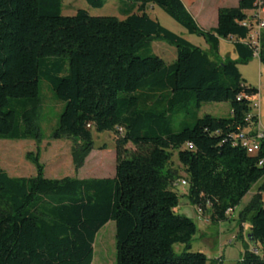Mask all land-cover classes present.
Masks as SVG:
<instances>
[{
    "label": "trees",
    "instance_id": "obj_1",
    "mask_svg": "<svg viewBox=\"0 0 264 264\" xmlns=\"http://www.w3.org/2000/svg\"><path fill=\"white\" fill-rule=\"evenodd\" d=\"M85 1L101 8L106 0ZM124 1L129 7L119 20L84 10L63 16L61 0H0V140L41 141L40 79L64 103L51 138L73 141L75 170L92 151L94 132L116 137L111 178L47 179L39 150L25 156L34 177L12 178L0 168V264H91L96 234L110 221L114 264H206L204 254L191 252L197 227L176 211L174 188L186 186L196 215L208 210L213 223L227 220L264 178V139L254 154L237 140L258 133V90L245 85L237 67L254 57L244 43L250 28L241 23L255 0L219 8L210 30L181 0ZM148 5L201 36L208 50L163 28L145 12ZM154 40L175 48L173 62L152 54ZM221 40H233L236 60L218 58ZM258 59L264 64V30ZM208 102H227L229 117H198ZM179 114L185 119L176 131ZM174 155L185 180L170 168ZM263 194L264 181L239 214L240 223H250L253 248L238 264H264ZM177 244L184 246L180 255Z\"/></svg>",
    "mask_w": 264,
    "mask_h": 264
},
{
    "label": "rangeland",
    "instance_id": "obj_2",
    "mask_svg": "<svg viewBox=\"0 0 264 264\" xmlns=\"http://www.w3.org/2000/svg\"><path fill=\"white\" fill-rule=\"evenodd\" d=\"M209 0H195L203 4ZM223 2L224 6H233V0H216ZM62 15L73 16L78 10H84L91 17H115L119 20L125 18L124 13L128 10V2L124 0H106L101 8L90 7L85 0H61ZM135 12V10H134ZM145 12L150 18L157 20L159 24L183 38L193 46L204 51L208 50L205 40L196 34H189L182 26L164 13L157 6L148 5ZM233 40H221L219 43L218 58L225 60H236L237 56L233 49ZM152 54L160 57L165 63H171L176 58L175 48L163 41L154 40L151 46ZM238 71L246 86L258 90L255 98V108L252 114L259 118V126L264 130V64H261L258 57H253L246 64H238ZM39 98L41 108L37 125L40 129L41 141L33 140H0V168L12 178L34 177L36 172L34 166L26 160L27 153H35L39 150L40 163L44 166V177L47 179H62L64 177L77 179L90 178H111L114 176L115 168V135L109 132L93 133V149L78 170H75L70 156L73 141L69 139H52L51 135L55 129L59 115L63 110L64 103L56 101L53 97L50 85L43 79L38 82ZM210 115L215 118H228L230 115L227 102L202 103L197 116ZM185 119L182 114L177 115L172 122L173 130L181 128V122ZM126 148L133 151L131 145ZM170 168L178 174V180H185L186 175L179 165L176 155L173 156ZM264 178L255 184L250 192L242 199L240 204L228 215L227 220L222 222H210L209 212L203 213V218L193 212L192 206L186 198L187 187L180 183L174 188L179 196V203L176 211L194 221L197 232L193 237L190 246L191 252H199L206 256V264H215L222 259V264H238L246 250H252V245L247 243L250 223H240L238 220L240 212L248 204L253 194ZM264 206V194L262 196ZM195 210V209H194ZM205 218V219H204ZM115 226L114 222H108L96 234L94 242V254L91 264H114L115 261ZM184 246L177 244L173 246L176 255H180Z\"/></svg>",
    "mask_w": 264,
    "mask_h": 264
},
{
    "label": "built area",
    "instance_id": "obj_3",
    "mask_svg": "<svg viewBox=\"0 0 264 264\" xmlns=\"http://www.w3.org/2000/svg\"><path fill=\"white\" fill-rule=\"evenodd\" d=\"M254 6L256 9L250 12L249 19L241 23V25L250 28L249 37L244 43L250 46L253 49L254 56L258 57L260 32L264 30V0H255ZM255 106L254 104L253 107L255 108ZM262 139H264V130H261L259 125L258 133L254 137L249 138L245 133L237 136V140L249 154H254L258 151V142ZM182 184H185V182L182 181ZM197 213L200 214L201 211L198 209Z\"/></svg>",
    "mask_w": 264,
    "mask_h": 264
},
{
    "label": "crops",
    "instance_id": "obj_4",
    "mask_svg": "<svg viewBox=\"0 0 264 264\" xmlns=\"http://www.w3.org/2000/svg\"><path fill=\"white\" fill-rule=\"evenodd\" d=\"M186 10L195 20L196 24L204 29L210 30L216 27L217 24V11L221 7H229L224 6L223 2L218 3L216 0H209L208 2L203 4V8H200L199 3H196L195 0H181ZM234 4L231 7H236L239 0H233ZM193 212L195 211L193 207H191ZM222 261V259H220Z\"/></svg>",
    "mask_w": 264,
    "mask_h": 264
},
{
    "label": "water",
    "instance_id": "obj_5",
    "mask_svg": "<svg viewBox=\"0 0 264 264\" xmlns=\"http://www.w3.org/2000/svg\"><path fill=\"white\" fill-rule=\"evenodd\" d=\"M250 235H248V237H249Z\"/></svg>",
    "mask_w": 264,
    "mask_h": 264
}]
</instances>
